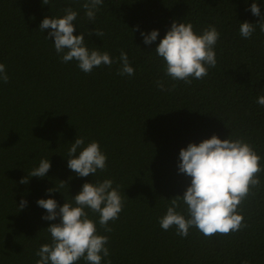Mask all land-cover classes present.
<instances>
[{"label":"trees","instance_id":"1","mask_svg":"<svg viewBox=\"0 0 264 264\" xmlns=\"http://www.w3.org/2000/svg\"><path fill=\"white\" fill-rule=\"evenodd\" d=\"M253 2L264 16V0H104L90 22L83 0H0V64L9 76L0 81V264H36L35 253L51 243L46 229L60 219H42L48 213L38 200L54 199L57 211L65 202L75 206L83 184L105 179L118 189L123 210L105 232L98 214L85 209L97 234L108 237L110 255L101 264H264V187L241 205L248 227L229 236L205 239L192 228L182 238L159 224L169 200L190 185L178 173L179 152L190 143L213 135L243 139L264 168V107L256 102L264 95V33L257 26L250 39L239 34V24L260 22L246 10ZM68 7L78 12L73 35L103 32L85 42L108 52L111 67L86 74L75 60L61 62L54 38L45 39L51 29L39 26ZM173 22L191 23L197 34L210 25L220 33L216 67L190 85L167 78L155 54ZM153 30L157 40L144 44L141 32ZM121 51L135 70L131 77L117 75ZM158 80L170 90L161 91ZM76 138H84L83 147L99 144L105 171L81 178L68 168ZM42 159L51 163L46 176L21 184ZM260 179L264 185V172ZM55 187L59 192L49 194Z\"/></svg>","mask_w":264,"mask_h":264},{"label":"clouds","instance_id":"2","mask_svg":"<svg viewBox=\"0 0 264 264\" xmlns=\"http://www.w3.org/2000/svg\"><path fill=\"white\" fill-rule=\"evenodd\" d=\"M103 3L104 0H83L82 7L90 22L95 21L96 13ZM42 4L49 5L50 0H42ZM246 10L260 17L257 24H239L240 36L250 39L257 26L264 33V16L256 2ZM62 11V18L45 17L39 26L41 32L51 29L45 39L54 38V49L61 62L75 60L78 68L86 74L102 65L111 67L115 61L108 52L89 50L85 42V35L101 37L103 32L95 29L94 32L73 35L76 30L73 22L78 12L71 7ZM141 36L144 44L151 45L157 40L159 32H141ZM219 38L220 33L215 26L210 25L202 34H197L191 23L173 22L155 49V54L164 63L165 76L187 85L193 80L203 79L208 75L209 68L216 67L214 48ZM118 61L120 68L117 75L131 77L135 74L126 52L121 51ZM0 81H9L4 64H0ZM156 84L161 91L170 90L162 80L156 81ZM175 87L173 84L172 89ZM256 102L264 107V95L258 97ZM83 145L84 138H76L75 143L71 144L68 168L81 178L94 176L98 170L105 171L107 156L102 153L99 144L93 141L86 147ZM50 168L49 159H42L39 166L21 179L20 183L28 184L30 177L44 178ZM262 172L264 168L261 166V157L243 139L221 140L213 135L198 145L190 143L180 150L178 163V173L189 177L190 185L183 196L169 200L166 214L159 219L160 227L165 231L174 227L175 234L182 238H187L189 230L195 228L205 239L215 235L229 236L248 227L241 214V205L249 196H255L254 189L259 191L264 187L260 179ZM60 183L62 187L66 185L63 181ZM47 191L49 194L59 192L57 187ZM72 198L75 206L65 202L59 211L54 199L37 201V205L48 213L42 219L55 221L59 217L60 222L46 229L51 243L42 245L35 253L39 257L36 264H77L81 259L86 264H101L110 255L106 247L108 237L97 234V222L88 217L85 209L98 214L99 225L105 232H111L109 222L117 220L123 210V199L118 189L113 188V181L105 179L102 182L85 183L82 190ZM26 205L27 201L21 200L19 209L22 210Z\"/></svg>","mask_w":264,"mask_h":264}]
</instances>
